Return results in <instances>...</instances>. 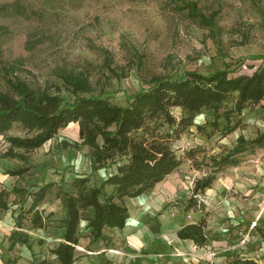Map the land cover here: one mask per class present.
Returning a JSON list of instances; mask_svg holds the SVG:
<instances>
[{"label": "rangeland", "instance_id": "obj_1", "mask_svg": "<svg viewBox=\"0 0 264 264\" xmlns=\"http://www.w3.org/2000/svg\"><path fill=\"white\" fill-rule=\"evenodd\" d=\"M184 1L196 2L204 15L216 13L215 39L185 10H177L175 0H0V91L8 90L6 80L18 79L32 89L56 92L67 103L74 97L61 77L77 75L88 83L80 96L120 105L156 78L182 79L184 70L206 74L228 68L230 76H237L264 67V0ZM234 100L230 95L219 109L228 114V122L220 118L212 126V112L204 111L172 144L179 167L148 191L143 203H134L133 212L132 201L127 202L129 223L138 235L136 247L128 250L132 255L126 252L106 264H264V149L248 148L236 156V166L215 172L209 189L192 193L193 183L215 171L212 162L240 138L249 142L264 133V100L239 115L231 112ZM172 112L180 116L179 109ZM72 133L70 128L60 131L22 158L4 156L3 137L0 174L30 165L52 175L90 177V161L96 163L92 152L80 142L73 148ZM12 136L29 134L16 125ZM112 171L107 168L106 176ZM50 187L52 195L73 190L71 184ZM29 192L33 190H27L26 200L23 194L13 200L10 193L4 200L8 211L0 210V263L16 258V264H58L52 255H19L18 248L8 249L5 238L12 229H29L27 235L38 240L25 220L22 229L15 226L17 215L30 205ZM200 222L202 246L177 238L183 226Z\"/></svg>", "mask_w": 264, "mask_h": 264}, {"label": "trees", "instance_id": "obj_2", "mask_svg": "<svg viewBox=\"0 0 264 264\" xmlns=\"http://www.w3.org/2000/svg\"><path fill=\"white\" fill-rule=\"evenodd\" d=\"M180 3L179 11H186L192 22L208 29L209 35L216 38L214 18L216 13L204 15L196 2L175 0ZM63 74V73H62ZM62 83L73 95L71 102H63L61 97L48 91H38L24 81L6 80L7 91H0V135L20 126L29 136L6 137L9 144L5 156L15 158L22 155L14 153L20 149L29 153L40 148L52 139L59 130L70 123L78 125L80 146H86L92 152L101 168L115 166L113 174L107 176L99 187H88V179L76 178L71 186L74 194L64 193L62 205L65 210L63 224V242L49 249L58 264H74V249L80 238L78 225L81 220L87 222L90 238L102 237L104 228L121 229L128 218L125 200L135 198L153 188L173 173L180 165L172 144L180 134L193 125L196 116L204 111L212 112V126L223 118L228 122L227 113H219L222 103L234 95L232 113L256 108L264 100V67L256 68L249 75L230 76L228 68L215 69L206 74L194 70H184L182 79L160 77L154 79L151 86L126 97V105L119 106L108 99L95 96H80L88 90L87 79L77 75L63 74ZM56 88V87H55ZM58 92V91H57ZM179 109L177 118L172 110ZM68 148V144L63 143ZM73 148H78L76 143ZM264 149V133L249 142L240 138L238 144L219 160L212 162L214 170L209 176L193 183V195L209 189L216 179L215 172L226 166L238 164L237 155L247 149ZM28 168L7 171L11 176H21ZM105 186H112L110 196L104 195ZM45 187L30 193L32 201L16 217L15 226L22 228L25 216L32 229H44L42 213L37 209L45 194ZM18 193L26 191L18 190ZM5 193L0 192V210L7 205L2 200ZM91 210L90 217L85 212ZM181 240H191L202 246L205 242L202 222L183 226L176 233ZM8 249L15 245H28V235L11 230L6 237ZM16 258H8L0 264H16ZM228 264H255L252 261H234Z\"/></svg>", "mask_w": 264, "mask_h": 264}, {"label": "crops", "instance_id": "obj_3", "mask_svg": "<svg viewBox=\"0 0 264 264\" xmlns=\"http://www.w3.org/2000/svg\"><path fill=\"white\" fill-rule=\"evenodd\" d=\"M125 105H126V101L124 99L120 103L119 106L123 107ZM14 126H16V125H14ZM68 128H70V130L73 131V133L71 135H68L70 137V139L73 140L72 143H79L80 140L78 137V125L76 123H70L65 128L59 130L57 132V134H59L60 131L68 130ZM12 130H13V128H11V130L7 131L5 136L0 135V140L3 137H5V138L8 137L9 132ZM12 137H16V136H12ZM66 140H67V137L62 142H66ZM2 143L4 145H6L7 148L9 147L7 140L2 141ZM82 147H84V146H82ZM6 150L7 149H5V152H6ZM2 152H4V151H2ZM14 153L23 154L24 156H26V154H28V153H23V151L20 149H14ZM5 157H7V156H5ZM1 160H2V162H5V163L7 162L6 159H1ZM64 162L66 164L68 161H64ZM112 167H113V171L111 174H113L116 170L115 166H111V168ZM20 168H24V167H20ZM25 168H29V169L27 170V172H25L21 176H11V175L7 174V171L5 173L3 172L0 174V192L3 191V193H5V196L2 198V200L4 201L6 199V197L9 195V193H10L9 197L12 196L13 200H15L17 198L19 200V198H21V196H19V195H22V194H23L22 198L26 200V198H29V195H27L28 189H30V190L32 189L33 190L32 193H34L38 189H40L41 187L47 186V188L45 189L44 198L41 201V203L37 206V209L42 213V216H43L44 222L46 223V226L44 229H32L30 227V224L28 222L27 217L25 216V219H23V220H25L24 221L25 224H27V226L29 228H31L32 233L38 237V240L35 241L34 238H30L28 236V245L30 246V249H27L23 245L22 246L15 245L13 250H16V248H18L17 250H19V251H17V252H19L18 253L19 255H27L28 256V255H31V251L34 254H36L35 252H37V253H40L42 255H51V254H49L48 250L57 247L60 243L63 242V239H62V234H63L62 220L65 218V210L63 208L62 201H61L62 195L64 193L63 194L60 193L59 195H52L49 193V190L51 189L50 186L53 185V187H54V186L64 185L67 187L68 184H71L74 179L84 178V177L88 178L89 176L88 175H74L71 173L72 174V177H71L70 176L71 174H69L68 172L60 173V175H55V174L52 175L48 170L46 172L41 171V170L37 171V169L35 167L30 169V165L25 166ZM0 169H2V166H0ZM17 169H19V168H17ZM31 170L34 173H32L30 175ZM89 170L91 171V176L89 177V181H88L89 185L87 183V186L88 187H99V185L102 183V181H104L107 178V176H106L107 168H101L98 164L94 163V161L92 159V162L90 161ZM111 174H109V175H111ZM28 175H30V176H28ZM158 184H156V185H158ZM153 188L145 191L144 193H142L141 195H139L135 198L126 199L125 200V206H126L127 211H128V218H127L123 228H121V229L104 228L101 232L102 237L97 239V240H92L90 238V229L87 228V222L84 220H81L79 222V225H78V232H79L80 238H79L78 243L74 249V257H75V263L74 264H106L113 258H117L120 255H125L126 252L131 253L130 255H132V252H130L128 250H131L130 248L133 246L136 247V242L138 241V235L136 233L134 234L135 226H132L129 223L130 217H131L130 209L133 212L135 210V206H134L135 204L134 203H136L137 205L143 203L145 200L146 193L148 191L152 190ZM18 190L19 191L20 190L26 191V193L15 192ZM62 190L65 193H69L64 189H62ZM112 191H113L112 186H105L104 195L110 196L112 194ZM30 192H29V194H30ZM71 193L74 194L75 191L72 190L70 192V194ZM31 201H32V198H31ZM128 201H132V203H133V205L130 207V209L127 205ZM5 203L7 204V209H8V203L7 202H5ZM21 206H22L21 204H18V208H20ZM22 211H26V210H22ZM10 212L12 213L11 210H10ZM90 215H91V210L88 209V211L85 212V217L88 218V217H90ZM23 232L25 234H27L30 232V230L26 229V230H23ZM5 241L7 242L6 238H5ZM53 258H54V256H53Z\"/></svg>", "mask_w": 264, "mask_h": 264}]
</instances>
